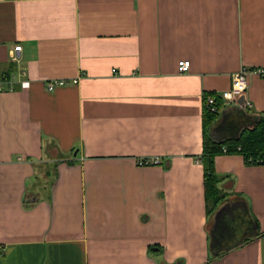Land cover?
<instances>
[{"label": "crops", "instance_id": "0c3cea01", "mask_svg": "<svg viewBox=\"0 0 264 264\" xmlns=\"http://www.w3.org/2000/svg\"><path fill=\"white\" fill-rule=\"evenodd\" d=\"M259 66L264 0H0V264H264V164L215 155L218 200L202 163L205 96Z\"/></svg>", "mask_w": 264, "mask_h": 264}, {"label": "trees", "instance_id": "16d2710c", "mask_svg": "<svg viewBox=\"0 0 264 264\" xmlns=\"http://www.w3.org/2000/svg\"><path fill=\"white\" fill-rule=\"evenodd\" d=\"M208 96V95H206ZM206 96L204 103H206ZM214 98L215 111H212L207 104L204 107V139L202 163L204 166V187L206 197L212 198L214 195L221 199L217 191V175L213 170L214 156L222 152L240 153L246 160L250 156H259L264 154V120L260 119L253 127L243 128L237 136L223 140L213 139L208 131L214 124V120L221 109V101L217 94H210ZM212 200V199H211ZM28 205V204H27ZM29 206V205H28ZM246 239H244L245 241ZM232 246L230 249L236 247ZM229 250V249H228ZM218 255H214L217 257ZM212 257V256H211ZM213 257V258H214Z\"/></svg>", "mask_w": 264, "mask_h": 264}, {"label": "built area", "instance_id": "2783aa9c", "mask_svg": "<svg viewBox=\"0 0 264 264\" xmlns=\"http://www.w3.org/2000/svg\"><path fill=\"white\" fill-rule=\"evenodd\" d=\"M20 50H21L20 45H15L13 47V50L10 53V57L12 58V60H17L18 53ZM189 67H190V61L189 60L182 59V60L178 61L177 69L179 72H181V73L187 72L189 70ZM251 74H256L262 80V84H263V106L261 109L260 117L262 120H264V66L253 67V68L241 67L238 70L234 71L232 73V76H231L232 78H231L230 87L227 90L222 91L219 95L218 94L217 95L220 98V100H223V102L233 103L235 105L247 108L251 104L246 99V97H245L244 104H241V105L238 103V98L242 94L246 93V90L248 87V76H250ZM68 82L69 81H66L64 79L49 80L46 83V89L48 91H51L57 86H62V85L68 84ZM71 82L75 83L76 79H72ZM28 84H29V82L26 80L21 81V87H27ZM0 89H1V82H0ZM205 104H207L212 111L216 110V108L214 107L213 96H206V103ZM245 161L250 163V164H264V154H260L257 157L250 156ZM157 162H158L157 159H140V160H138V164H140V165H146V164L157 163Z\"/></svg>", "mask_w": 264, "mask_h": 264}, {"label": "rangeland", "instance_id": "374dc122", "mask_svg": "<svg viewBox=\"0 0 264 264\" xmlns=\"http://www.w3.org/2000/svg\"><path fill=\"white\" fill-rule=\"evenodd\" d=\"M248 111L246 109H237L236 111L230 113L228 112L223 121L221 122L219 128L215 129L216 135L220 134H232L236 133L238 128L242 124H249V118L245 115ZM245 113V114H244ZM221 118L220 114H217V117L214 121H219ZM215 123V122H214ZM223 140V139H222ZM52 169V165L50 167V170Z\"/></svg>", "mask_w": 264, "mask_h": 264}, {"label": "water", "instance_id": "95a60500", "mask_svg": "<svg viewBox=\"0 0 264 264\" xmlns=\"http://www.w3.org/2000/svg\"><path fill=\"white\" fill-rule=\"evenodd\" d=\"M244 102H245V94H242L241 96H239V98H238V103L241 105V104H244ZM220 115H221V118H220V120L219 121H217V127L216 128H214V132H215V129H217L219 126H220V124H221V122L223 121V119H224V117H225V115L222 113V112H220ZM215 124V123H214ZM214 125H212V127H213ZM211 127V128H212ZM211 128H210V130H209V135L211 136V134H210V132H211ZM240 128V127H239ZM238 128V129H239ZM216 133V132H215ZM212 137V136H211ZM231 137H234V136H231ZM213 138V137H212ZM214 139V138H213ZM215 140H218V139H215ZM228 243H230V242H228V241H218V240H216V239H214L213 237H212V240H211V242H210V247L216 252V250H218V249H221V248H223L222 247V245H224V244H228ZM235 243H233L231 246L230 245H227L226 247H224L225 249H228V248H230V247H232L233 245H234ZM223 248V249H224Z\"/></svg>", "mask_w": 264, "mask_h": 264}, {"label": "flooded vegetation", "instance_id": "af4514ba", "mask_svg": "<svg viewBox=\"0 0 264 264\" xmlns=\"http://www.w3.org/2000/svg\"><path fill=\"white\" fill-rule=\"evenodd\" d=\"M219 128V127H218Z\"/></svg>", "mask_w": 264, "mask_h": 264}]
</instances>
